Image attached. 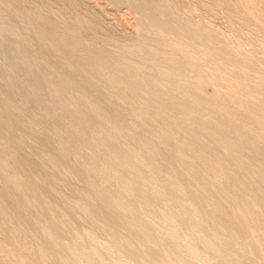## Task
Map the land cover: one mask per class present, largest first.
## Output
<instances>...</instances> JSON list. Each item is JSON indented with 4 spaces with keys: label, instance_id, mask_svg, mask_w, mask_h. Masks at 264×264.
Here are the masks:
<instances>
[{
    "label": "rangeland",
    "instance_id": "374dc122",
    "mask_svg": "<svg viewBox=\"0 0 264 264\" xmlns=\"http://www.w3.org/2000/svg\"><path fill=\"white\" fill-rule=\"evenodd\" d=\"M0 264H264V0H0Z\"/></svg>",
    "mask_w": 264,
    "mask_h": 264
},
{
    "label": "bare ground",
    "instance_id": "6f19581e",
    "mask_svg": "<svg viewBox=\"0 0 264 264\" xmlns=\"http://www.w3.org/2000/svg\"><path fill=\"white\" fill-rule=\"evenodd\" d=\"M46 80V79H45ZM133 210V209H132ZM134 212V211H133ZM137 212V211H136ZM112 215H114V214H112ZM144 216V215H143ZM116 217V216H115ZM109 220V219H108ZM113 220V219H112ZM159 220V219H158ZM153 223V222H152ZM141 227V226H140ZM143 227V226H142ZM140 230V229H139ZM130 231V230H129ZM133 232V231H132ZM261 256V255H260Z\"/></svg>",
    "mask_w": 264,
    "mask_h": 264
}]
</instances>
